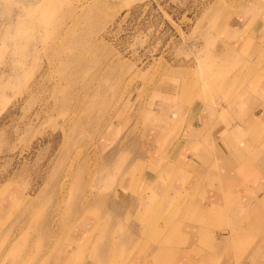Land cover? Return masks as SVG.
Wrapping results in <instances>:
<instances>
[{
    "label": "rangeland",
    "instance_id": "obj_1",
    "mask_svg": "<svg viewBox=\"0 0 264 264\" xmlns=\"http://www.w3.org/2000/svg\"><path fill=\"white\" fill-rule=\"evenodd\" d=\"M262 94L264 0H0V264L248 262L205 251L232 225L198 204L223 171L168 168L202 113ZM197 223L187 258L159 252Z\"/></svg>",
    "mask_w": 264,
    "mask_h": 264
},
{
    "label": "crops",
    "instance_id": "obj_2",
    "mask_svg": "<svg viewBox=\"0 0 264 264\" xmlns=\"http://www.w3.org/2000/svg\"><path fill=\"white\" fill-rule=\"evenodd\" d=\"M235 110L236 107L230 108L224 121L210 118L208 112L202 113L198 122H193L192 130L186 133L187 137L182 141L180 139L171 141L177 151L174 160L176 165L168 169L177 171L180 167H176L178 165L184 166V169H199L198 174L202 179L207 178V174L208 178H211L217 170L223 171L219 172L222 177L217 174L220 177L219 180L217 176H214L217 182L207 183L211 199L206 200L205 197L198 204L199 207H207V209L213 206L212 213L225 208V214L227 212L230 214H227V218L232 221V225L229 224L228 228H219L220 232L214 231L210 237L211 251L208 249L205 251L219 256L231 254L234 262L239 254L247 253L249 254L246 257L249 259L248 262H239V264H264L262 260L256 261L259 255L264 254V175H260L261 179L258 183L252 185L245 183L246 179L251 177L250 174L247 176L248 172H252L253 176L264 172V95L262 94L261 99L259 97L254 99V106L246 115L236 116ZM175 116L177 117L176 114L173 115ZM166 170L163 168L158 172L153 171V178H161ZM232 174H237L238 180L233 179ZM166 200L164 203L170 204L168 197ZM161 203L163 202L154 201L152 204L146 202L139 210L144 211L143 214H152L154 210L159 209ZM191 206L194 205L191 204ZM229 206H233L232 209H229ZM242 209L244 213L240 212ZM257 210L261 215L253 217ZM193 214L198 215L196 221L198 223H203L211 216L209 213L193 212ZM145 221L148 220L145 219ZM198 223L189 227L192 237L188 242L190 249L180 250L167 247L166 244V247H162L159 252L171 254L168 258L177 262L180 259L178 254L183 253L181 259L187 258L189 254H192L197 242L196 234L203 232V227ZM175 228H177L176 223L174 226L170 225L168 229L172 231ZM222 258L216 264H230V257L224 260ZM206 262H200V264ZM191 263L197 264L194 261Z\"/></svg>",
    "mask_w": 264,
    "mask_h": 264
},
{
    "label": "bare ground",
    "instance_id": "obj_3",
    "mask_svg": "<svg viewBox=\"0 0 264 264\" xmlns=\"http://www.w3.org/2000/svg\"><path fill=\"white\" fill-rule=\"evenodd\" d=\"M119 210V209H118ZM258 211V210H257Z\"/></svg>",
    "mask_w": 264,
    "mask_h": 264
}]
</instances>
